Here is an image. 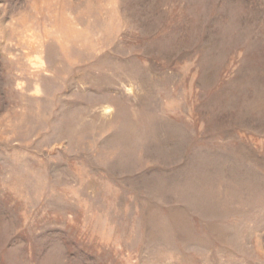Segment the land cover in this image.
<instances>
[{
    "label": "rangeland",
    "instance_id": "1",
    "mask_svg": "<svg viewBox=\"0 0 264 264\" xmlns=\"http://www.w3.org/2000/svg\"><path fill=\"white\" fill-rule=\"evenodd\" d=\"M0 264H264V0H0Z\"/></svg>",
    "mask_w": 264,
    "mask_h": 264
}]
</instances>
